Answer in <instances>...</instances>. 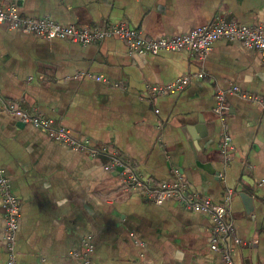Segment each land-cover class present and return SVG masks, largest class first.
I'll list each match as a JSON object with an SVG mask.
<instances>
[{
    "label": "crops",
    "instance_id": "0c3cea01",
    "mask_svg": "<svg viewBox=\"0 0 264 264\" xmlns=\"http://www.w3.org/2000/svg\"><path fill=\"white\" fill-rule=\"evenodd\" d=\"M16 3L22 17L75 26L125 23L148 38L186 34L217 17L264 32V0ZM80 71L104 81L75 78ZM199 72L205 76L198 78ZM184 75L190 82L182 91L148 95V85ZM230 83L264 97V61L238 41L217 40L202 58L187 51L129 54L117 38L81 45L0 24V94L6 100L68 128L75 138L89 137L116 151L153 183L178 169L214 201H222L230 188L227 218L241 239L233 260L264 264V116L258 105L228 94L233 149L224 165L213 107L216 90ZM105 161L104 155L74 152L46 132L21 125L0 106V167L20 206L17 264H81L87 237L88 258L95 264H223L209 247L206 214L120 192L119 178L104 170ZM220 173L225 181L218 179ZM3 234L0 201V264L7 259Z\"/></svg>",
    "mask_w": 264,
    "mask_h": 264
},
{
    "label": "built area",
    "instance_id": "2783aa9c",
    "mask_svg": "<svg viewBox=\"0 0 264 264\" xmlns=\"http://www.w3.org/2000/svg\"><path fill=\"white\" fill-rule=\"evenodd\" d=\"M0 24H6L11 29H17L44 39L68 40L81 45L99 42L106 38H117L125 42L129 54L157 55L160 52L187 51L191 56L202 58L217 40L238 41L245 47L256 50L264 61V32L261 26H247L238 24L236 21L226 22L219 17L215 18L211 24L193 28L186 34L174 37L148 38L140 30L125 23L75 26L62 25L50 18L22 17L19 14L16 0L9 2L0 0ZM196 76L203 78L205 74L199 72ZM74 77L104 81L102 76L92 77L86 71H80ZM189 82V76L184 75L165 85H148L147 93L149 96L175 94L182 91ZM231 93L258 105L264 116L263 96L244 92L232 83L227 89L216 90L213 112L221 127L219 156L224 165L228 163L230 152L233 149L227 129V96ZM0 106L18 122L29 124L46 132L53 141L74 152L85 153L91 157L104 155L106 157L103 165L105 171L114 172L120 168L117 174L119 178L117 188L120 192L141 196L158 205L172 201L191 211L206 214L211 222L210 249L220 254L223 264H236L233 260V253L241 243V239L235 234L233 220L227 218L232 195L230 188L227 189L222 201H214L208 196L199 194L178 169L173 170L170 179L153 183L139 175L132 162L120 158L116 151L109 150L103 144L92 143L89 137L75 138L68 128L62 125H54L51 119L40 114L28 112L15 102L6 100L1 94ZM217 177L219 180L225 181L224 174L220 173ZM0 201L4 208L3 240L7 252L5 264H17L15 234L20 217V206L18 198L10 189L9 179L1 167ZM85 245L86 257L81 264H95L88 258V254L92 251L89 237L86 238Z\"/></svg>",
    "mask_w": 264,
    "mask_h": 264
},
{
    "label": "water",
    "instance_id": "95a60500",
    "mask_svg": "<svg viewBox=\"0 0 264 264\" xmlns=\"http://www.w3.org/2000/svg\"><path fill=\"white\" fill-rule=\"evenodd\" d=\"M23 123H21V125H22ZM24 125V124H23ZM194 152V151H193ZM194 156H195V158L197 159V152L195 151L194 153ZM197 163H198V165L200 164V162L199 161H197ZM203 166H205V167H207V166H209L210 164H202ZM207 165V166H206ZM120 170V168H118L116 171H114L113 172V174L114 175H117L118 174V171Z\"/></svg>",
    "mask_w": 264,
    "mask_h": 264
}]
</instances>
